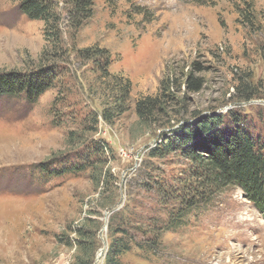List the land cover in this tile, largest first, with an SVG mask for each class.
<instances>
[{"label": "rangeland", "instance_id": "1", "mask_svg": "<svg viewBox=\"0 0 264 264\" xmlns=\"http://www.w3.org/2000/svg\"><path fill=\"white\" fill-rule=\"evenodd\" d=\"M53 1L63 55L53 86L34 101L0 97V264H75L77 230L87 218L92 226L103 220L95 264L112 241L109 208L101 206L111 199L146 229H131L138 241L160 233L179 203L164 201L156 181L175 193L191 166L179 153L149 156L172 124L222 114L223 130L231 131L235 113L264 142V0H93V15L79 27L69 19L68 0ZM45 26L22 13L20 0H0V73L47 62L55 50ZM88 48L106 50L115 77H102L81 57ZM126 78L130 95L119 102L116 81ZM163 81L172 98L156 123H145L137 102L160 94ZM102 143L107 149L95 167L110 170L104 185L93 167L59 177L39 171V164L76 161ZM184 220L162 232L153 251L133 246L125 263L264 264V217L240 187H228Z\"/></svg>", "mask_w": 264, "mask_h": 264}, {"label": "trees", "instance_id": "2", "mask_svg": "<svg viewBox=\"0 0 264 264\" xmlns=\"http://www.w3.org/2000/svg\"><path fill=\"white\" fill-rule=\"evenodd\" d=\"M72 6L71 17L72 25L79 27L81 20L90 17L94 12L93 0H68ZM20 10L30 19L43 20L45 26V36L48 42L54 45L53 53L46 59L47 62L40 67L29 72H8L0 73V97L23 96L30 101L38 99L45 91L52 87L61 67L57 65L59 59L63 58L61 53L56 50L61 42V32L59 20L60 13L56 10L53 0H20ZM82 56L87 60H92L95 67L102 71V77H115L110 73V55L106 50L85 49ZM116 85L119 87V98L128 99L131 91V81L126 78ZM191 86L199 88L198 81L191 76L188 77ZM165 86V81L160 87V94L146 97L139 100L136 111L140 120L152 124L158 121L157 114L165 109V105L172 98ZM251 95V96H250ZM244 95L246 99H251L254 94ZM162 96V97H161ZM103 118L106 121L112 119L108 111L103 110ZM198 117V113L194 114ZM237 126L229 130L224 128V115H207L200 118L193 124L175 128L172 124L168 132H163L160 141L149 151L152 158L164 159L170 155L179 153L189 161L191 165L186 172L184 171L181 186L176 190L162 185L159 181V192L164 201L170 196L174 197L179 205L176 210L169 212V218L160 233L156 230L152 232V238L138 241L131 229L136 228L141 233H146V229L139 225H134L131 220L124 217L122 209L112 212L108 216L107 226L112 236L105 254L104 264H126L123 255L136 246L142 250L153 251L157 245V237L166 229L169 230L184 224V218L191 209L199 205H210L217 194L228 187L238 186L242 189L245 196L253 206L264 217V142L251 132V127L244 125L241 118L235 113L231 115ZM243 124H240V123ZM236 125V124H235ZM166 127L167 125L164 124ZM169 126V125H168ZM107 145L95 144L86 150L84 157L76 161L62 160L59 166L51 164H39V171L48 174L49 177H59L68 174L77 175L86 169L93 167L98 175L97 184L105 183L110 170L104 169L105 165L98 167L95 165L104 156ZM162 185V186H160ZM157 186V187H158ZM104 194V192L102 193ZM116 201L111 199L101 205L104 209L114 206ZM99 217L102 213H97ZM91 218H87L77 230L76 245L79 249L75 264H93L98 250V232L103 225V220L98 219L97 224L90 225ZM137 230V231H138ZM157 235H156V234Z\"/></svg>", "mask_w": 264, "mask_h": 264}, {"label": "water", "instance_id": "3", "mask_svg": "<svg viewBox=\"0 0 264 264\" xmlns=\"http://www.w3.org/2000/svg\"><path fill=\"white\" fill-rule=\"evenodd\" d=\"M121 205H122V203L119 202V203L115 204L114 206H112L111 208H109L108 210H106V212H105V217H106V226H105V228H107L108 216L112 212L118 210L121 207ZM106 248H107V246L105 245L104 248L99 250L97 258H96V261H95V264H98L104 258L105 254H106Z\"/></svg>", "mask_w": 264, "mask_h": 264}]
</instances>
